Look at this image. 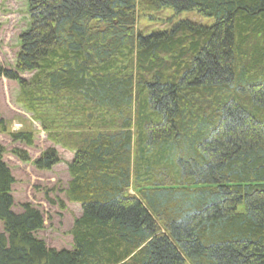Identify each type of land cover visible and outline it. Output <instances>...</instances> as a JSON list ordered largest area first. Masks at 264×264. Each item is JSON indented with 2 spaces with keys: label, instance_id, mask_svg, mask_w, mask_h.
<instances>
[{
  "label": "trees",
  "instance_id": "obj_1",
  "mask_svg": "<svg viewBox=\"0 0 264 264\" xmlns=\"http://www.w3.org/2000/svg\"><path fill=\"white\" fill-rule=\"evenodd\" d=\"M169 7L215 23L137 29L139 14ZM28 14L0 77L74 152L66 195L82 213L73 248L48 247L42 212L13 210L0 143V264H264V0H28ZM69 117H80L71 131ZM4 132L33 144L0 114ZM59 162L50 148L33 164Z\"/></svg>",
  "mask_w": 264,
  "mask_h": 264
},
{
  "label": "rangeland",
  "instance_id": "obj_2",
  "mask_svg": "<svg viewBox=\"0 0 264 264\" xmlns=\"http://www.w3.org/2000/svg\"><path fill=\"white\" fill-rule=\"evenodd\" d=\"M184 20L204 26H211L215 23L214 18L200 15L196 11L178 13L169 7L158 12L139 14L137 29L145 35L157 31H169L175 24ZM29 24L28 0H0V66L6 69L15 68L17 53L21 47L20 35L29 27ZM126 64H128V58L120 55L114 68L121 70ZM35 73H24L22 77L31 83ZM21 95L22 88L16 81L0 77L1 117L8 131L22 130L31 133L33 143L29 145L24 141H14L9 133H0V143L6 149L4 160L16 180L13 185L15 201L13 210L21 213L23 212L22 204L31 203L42 212L45 220L44 228L38 231L36 236L44 240L50 248L72 249L74 242L71 230L76 218L82 213L80 204L69 201L66 195L71 179L68 163L73 160L74 152L49 139V132L43 129L41 122L35 119L34 113L26 109L20 101ZM101 113L99 111L96 115H102ZM79 118L69 117L66 129L71 131L74 124H79ZM50 148L57 151L60 162L52 170H38L33 161ZM14 149L26 151L30 161L24 162L18 158L12 153ZM156 169L155 176L159 172L158 168ZM144 172L143 167L141 171L139 169L142 181L140 183L146 186L150 178L145 175L141 176ZM134 191L136 190L133 189ZM3 232L4 226L0 221V234Z\"/></svg>",
  "mask_w": 264,
  "mask_h": 264
}]
</instances>
